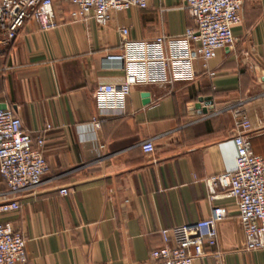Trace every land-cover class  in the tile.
<instances>
[{
    "label": "crops",
    "instance_id": "0c3cea01",
    "mask_svg": "<svg viewBox=\"0 0 264 264\" xmlns=\"http://www.w3.org/2000/svg\"><path fill=\"white\" fill-rule=\"evenodd\" d=\"M77 10L55 0L57 27L30 20L9 45L0 35V110L45 140L49 166L21 210L0 216L27 240L25 264H150L165 246L162 230L205 220L215 206L228 217L217 226L218 245L196 264H264V250H247L236 201L212 202L206 185L236 169L237 109L264 158V0L245 1L236 43L209 64L215 77L198 63L193 83L136 86L122 113L101 112L94 99L99 85L125 83L124 70L106 61L121 53L120 30L137 41L181 36L195 27L186 1L152 0L114 13L106 28L75 19ZM150 140L156 151L146 155L141 144Z\"/></svg>",
    "mask_w": 264,
    "mask_h": 264
},
{
    "label": "built area",
    "instance_id": "2783aa9c",
    "mask_svg": "<svg viewBox=\"0 0 264 264\" xmlns=\"http://www.w3.org/2000/svg\"><path fill=\"white\" fill-rule=\"evenodd\" d=\"M55 0H0V35L5 45L11 44L30 20L43 30L57 27ZM78 8L75 19H93L106 28L113 14L132 8L145 10L152 0H61ZM195 27L178 37L159 36L149 41L129 38L127 28L120 30L121 53L108 56L107 62L118 64L126 74L125 83L99 85L94 99L101 112L126 111L133 88L158 84L193 83L199 72L197 64L210 77V62L220 50L236 43L233 27L242 22L246 0H185ZM234 143L237 149L236 169L223 172L206 181L212 202L234 199L238 206L247 250H264V158L254 152L253 124L244 113L234 112ZM50 129V127H48ZM35 143L38 147L35 148ZM45 140L34 138L21 118L11 109L0 110V174L7 190L0 192V216L19 212L21 198L35 194L44 184L49 166L42 148ZM144 154L156 151L152 140L143 142ZM62 196L69 190L62 189ZM228 217L225 207L215 206L212 215L197 223L161 231L165 246L151 254L150 264H196L206 256L205 247L218 245L217 226ZM172 244V246H170ZM27 240L10 222L0 223V264H25Z\"/></svg>",
    "mask_w": 264,
    "mask_h": 264
},
{
    "label": "water",
    "instance_id": "95a60500",
    "mask_svg": "<svg viewBox=\"0 0 264 264\" xmlns=\"http://www.w3.org/2000/svg\"><path fill=\"white\" fill-rule=\"evenodd\" d=\"M210 105H211V104H207L206 107H209ZM197 109H201V106L198 105V106H197ZM202 111L204 112V114H208V111H209V110H208V108H204Z\"/></svg>",
    "mask_w": 264,
    "mask_h": 264
}]
</instances>
